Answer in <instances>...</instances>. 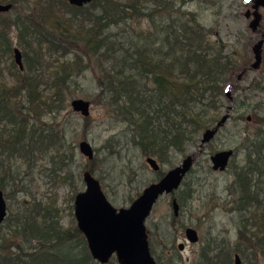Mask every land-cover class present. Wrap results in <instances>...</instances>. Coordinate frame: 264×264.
Returning <instances> with one entry per match:
<instances>
[{"label":"trees","instance_id":"16d2710c","mask_svg":"<svg viewBox=\"0 0 264 264\" xmlns=\"http://www.w3.org/2000/svg\"><path fill=\"white\" fill-rule=\"evenodd\" d=\"M187 1L193 0H91L82 6L66 0H0L12 6L23 3L29 10L18 12L12 20L0 14L2 56L12 55L9 31L14 28L22 49L15 47L19 48L24 62L22 70L12 63L15 75L11 84L0 83L1 190L5 187L2 179L12 177L2 158L4 155H19L29 160L35 153L53 151L50 160L54 169L57 164L60 169L66 165L68 155L63 134L41 117L54 107L53 101H63L67 83L84 74L87 66H83L81 50L99 55L104 80L97 78V81L104 84L108 102L119 120L127 124L134 144L145 156L156 155L162 160L170 151L181 152L194 143L197 133L214 126L216 116L210 110L218 107L222 84L235 71L236 62L233 55H226L223 48L216 49L211 44L200 15L184 10ZM59 6L63 10L56 9ZM77 16L82 19L78 21ZM134 17L148 18L153 28L165 26L154 32L130 34L128 41L113 39L117 34L111 28ZM70 46L76 47L77 52L74 58L63 59L51 70L52 92L46 96L39 88L36 66L46 53L72 55ZM262 64L263 74L253 87L264 90V47ZM14 91L22 94L26 109L19 116L10 103ZM259 120L264 125V118ZM8 125L10 129L6 130ZM5 131L11 132L4 135ZM240 151L242 164L232 168L231 188L235 196L229 211L240 218L237 237L244 245L243 249L234 251L254 264L250 260L258 255L264 259V129L258 128L247 136ZM91 167L86 164L84 170L92 173ZM164 172L160 166L157 179ZM185 177L181 185L186 184ZM180 187L173 196L183 215L192 195L188 188ZM169 221L176 223L179 218L173 213L162 215V225L158 227L161 233L167 231ZM6 228L20 243L5 241L0 224V264H96L84 236L75 225L70 228L60 224L58 208L52 202L34 201ZM32 239L36 240L34 245ZM199 255L197 264H217L215 258L219 264H229L225 254H211L209 242Z\"/></svg>","mask_w":264,"mask_h":264},{"label":"rangeland","instance_id":"374dc122","mask_svg":"<svg viewBox=\"0 0 264 264\" xmlns=\"http://www.w3.org/2000/svg\"><path fill=\"white\" fill-rule=\"evenodd\" d=\"M183 6L186 12L193 11L200 15V22L208 30L211 44L216 49L223 48L224 54L233 55L236 62L235 71L229 74L222 84L223 90L218 107L210 110L211 114L216 116L212 125L226 112L228 106L231 107L228 119L218 129L213 139L203 144L202 148L198 144L204 129L197 133L194 143H189L183 151H170L162 160L153 155L160 164L161 170L166 171L179 164L186 155L193 154L191 170L185 177L186 184L180 187L188 188L192 197L188 200L180 220L176 223L170 221L166 223L167 231L161 233L158 229L162 225L161 216L172 213L169 205L170 197L162 196L146 220L148 241L151 253L158 264H197L199 254L207 242L210 243L212 255L225 254L229 264H236L233 257L236 252L234 249H243L244 245L238 242L237 237L238 227L241 225L240 218L234 211H229L231 200L235 196L231 188L232 168L242 164L241 142L258 128L264 129V125L259 120L261 117L264 118V90L253 87L254 81H259L263 74V64L261 63L257 69L250 67L253 61L251 48L261 36H264V8L259 10L262 14L259 25L252 30L249 27L251 17L247 18L244 15L246 9H251V3L245 6L242 0H193L187 1ZM25 9L26 6L22 3L18 6L13 5L8 11L0 14L12 20L18 12L20 14L25 12ZM56 9L60 10L62 7ZM77 17L78 21L82 19L81 16ZM155 22L158 23L157 20ZM159 26L164 28L165 25ZM159 26L153 28L152 22L146 17H134L126 20L123 25H114L111 32L117 34L113 39L128 41L130 34L154 32L159 30ZM9 37L12 47L18 46L22 49L18 44L17 32L14 28L10 29ZM69 50L73 54L68 53L64 57L59 53H46L41 63L36 66L39 88L46 96H50L52 92L51 70L63 59L74 58L77 52L76 47L73 46H70ZM79 54L83 66H87L84 74L73 77L65 87L63 101H53L54 107L42 113L41 117L43 122L63 134L64 148L68 155L66 165L60 169L57 164L54 169V164L50 160L53 151L35 153L29 160L14 154L2 157L10 167V176H12L1 181L5 186L2 190L7 205V215L1 223L5 241L20 243V239L10 235L6 227L14 217L25 213L34 201H40L41 204L52 202L58 208L60 224L70 228L76 226L73 201L75 194L85 187L82 172L86 164L92 166V174L98 178L109 202L117 208L128 206L131 198L137 196V191L140 193L147 184L157 180L158 170H153L145 162L146 156L134 144L130 132L127 131V124L119 120L115 108L108 102L104 84L97 81V78L104 80L99 55L88 54L82 50ZM0 60V83L11 84L15 75L12 63L17 64L13 54L8 56L4 53L2 56L1 44ZM23 63L22 60V65ZM226 91L229 92V97ZM12 94L10 103L12 102V106L17 109L19 116L26 112L23 107V96L16 91ZM77 97L90 101L89 116L84 117L71 109L70 100ZM239 114L241 117H238ZM246 116H250V119L247 120ZM31 122L30 120L29 123ZM8 129L10 125L6 127V130ZM7 132L5 131L4 135ZM83 139L91 144L94 150L93 159H88L79 152L78 142ZM228 148L233 149L234 154L237 151L236 156L233 154L224 171L213 170L210 161L211 151ZM90 161H93L92 164ZM62 175L67 177L63 179ZM184 226H192L197 230L199 235L197 242L190 243L185 239ZM30 242L34 245L36 240L32 239ZM179 242L185 244L183 250L177 248ZM238 257V264H250L249 260L243 258L240 253ZM252 260L250 261L254 264H264L261 255ZM213 261L219 264L217 258ZM96 264L101 263L96 261ZM105 264L118 263L112 256Z\"/></svg>","mask_w":264,"mask_h":264},{"label":"water","instance_id":"95a60500","mask_svg":"<svg viewBox=\"0 0 264 264\" xmlns=\"http://www.w3.org/2000/svg\"><path fill=\"white\" fill-rule=\"evenodd\" d=\"M76 6L89 3L91 0H66ZM246 6L251 3V9H246L244 15L250 19L249 27L255 30L259 25L262 14L260 8H264V0H242ZM12 7L11 3H0V12ZM264 36H261L252 46V69H257L262 63ZM14 61L23 69L22 55L18 47L13 48ZM241 75V74H240ZM229 97V92L226 91ZM70 107L80 115L87 117L90 114V101L81 97L72 98ZM220 117L212 127L204 129L200 138V148L214 137L218 129L229 117V109ZM249 118V117H248ZM78 150L88 159H93L94 150L91 144L83 139L78 142ZM201 150V149H200ZM233 149H220L210 154L211 168L223 170L228 166ZM193 154L186 155L179 164L167 169L163 175L147 184L141 192L129 203L128 206H113L104 194L98 178L90 170L82 172L84 189L77 192L73 201V213L78 230L84 235L88 250L92 258L105 264L114 256L118 264H158L154 259L148 241L146 220L150 216L156 202L165 195L172 196L171 208L177 214L179 204L173 197L179 188L183 178L191 169ZM145 162L153 170H159L158 161L152 156H146ZM7 213L6 201L0 189V223ZM185 238L189 242L198 240V233L193 227H186ZM179 250L184 248L182 242L177 244ZM235 262L239 257L235 254Z\"/></svg>","mask_w":264,"mask_h":264},{"label":"flooded vegetation","instance_id":"af4514ba","mask_svg":"<svg viewBox=\"0 0 264 264\" xmlns=\"http://www.w3.org/2000/svg\"><path fill=\"white\" fill-rule=\"evenodd\" d=\"M86 4H87V3H86ZM83 5H85V4H83ZM81 6H82V5H81ZM7 11H8V10H7ZM3 12H6V11H3ZM14 47H15V46H13V48H14ZM13 48H12V54H13ZM13 56H14V55H13ZM248 117H249V118H248ZM227 119H228V118H227ZM227 119H226V120H227ZM246 119L249 120V119H250V116H246ZM224 123H225V122H224ZM224 123H223V124H224ZM223 124H222V125H223ZM212 139H213V138H211V140H212ZM211 140H210V141H211ZM213 153H214V152H213ZM232 156H233V155H232ZM232 156L230 157V159L232 158ZM190 170H191V169H190ZM190 170H189V171H190ZM213 170H215V171H224L225 169H223V170L213 169ZM180 185H181V184H180ZM179 187H180V186H179ZM178 189H179V188H178ZM178 189H177V190H178ZM177 190H176V191H177ZM2 192H3V191H2ZM174 193H175V192H174ZM173 195H174V194H173ZM3 196H4V193H3ZM169 197H170V201H169V203L171 204L172 196L169 195ZM173 197H174V196H173ZM4 199H5V197H4ZM6 206H7V205H6ZM172 213H173L174 216H177V217L179 218V220H180V217L182 216V214H180V208H179L177 214H175L173 211H172ZM6 215H7V213H6ZM5 218H6V216H5ZM5 218H4V219H5ZM4 219H3V221H4ZM3 221H2L1 223H3ZM1 223H0V224H1ZM186 227H188V226H184V227H183L184 237H185V230H184V229H185ZM190 227H192V226H190ZM193 228H194V227H193ZM146 229H147V226H146ZM194 229H195V228H194ZM195 230H196V229H195ZM196 231H197V230H196ZM197 233H198V232H197ZM81 234H82V233H81ZM147 234H148V231H147ZM82 235H83V234H82ZM83 236H84V235H83ZM84 238H85V237H84ZM185 239H186V238H185ZM186 240H187V239H186ZM198 240H199V235H198ZM198 240H197V241H198ZM85 241H86V240H85ZM187 241L189 242V240H187ZM197 241H196V242H197ZM238 242H239V241H238ZM179 243H180V242H179ZM182 243H183V242H182ZM190 243H194V242H190ZM239 243L242 244L241 242H239ZM183 244H184V243H183ZM149 246H150V245H149ZM176 246H177V245H176ZM184 246H185V244H184ZM177 248H178V247H177ZM183 249H184V248H183ZM183 249H182V250H183ZM235 254H239V253H238V252H234V254H233V255H234V256H233V257H234V260H235ZM235 263H236V262H235Z\"/></svg>","mask_w":264,"mask_h":264}]
</instances>
